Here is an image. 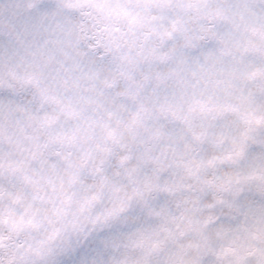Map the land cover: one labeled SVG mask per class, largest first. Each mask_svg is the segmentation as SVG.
I'll list each match as a JSON object with an SVG mask.
<instances>
[{"label":"snow or ice","instance_id":"obj_1","mask_svg":"<svg viewBox=\"0 0 264 264\" xmlns=\"http://www.w3.org/2000/svg\"><path fill=\"white\" fill-rule=\"evenodd\" d=\"M0 264H264V0H0Z\"/></svg>","mask_w":264,"mask_h":264}]
</instances>
